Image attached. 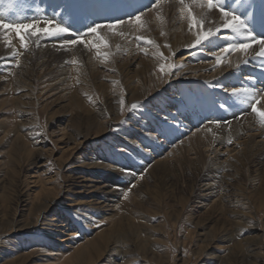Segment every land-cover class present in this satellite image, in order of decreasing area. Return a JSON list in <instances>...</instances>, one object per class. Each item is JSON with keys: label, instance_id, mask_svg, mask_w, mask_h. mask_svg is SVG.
I'll list each match as a JSON object with an SVG mask.
<instances>
[{"label": "rangeland", "instance_id": "1", "mask_svg": "<svg viewBox=\"0 0 264 264\" xmlns=\"http://www.w3.org/2000/svg\"><path fill=\"white\" fill-rule=\"evenodd\" d=\"M41 1L4 0L0 4V18L3 16L6 21L25 23L36 22L38 19L41 27H44L43 22L50 18L56 23L62 22L64 26L66 24V27L70 26V33L87 34L85 44H77L84 46L85 50L97 39L94 34L88 33L89 26L110 23L111 19L115 18L113 14H119V17H116L118 19L130 20L137 12L139 14L145 5L150 4L148 0ZM161 1L163 3L164 0ZM111 2L113 4H110ZM33 6L40 8L36 7V11ZM45 8H48L47 12L44 11ZM255 11L257 12L256 8ZM143 21L145 22V19ZM130 25L133 29L137 26L126 23L120 26L114 35L118 39L122 37L123 41L126 35L121 36L118 33ZM168 28L171 29V24ZM105 30L107 29L100 30L101 35ZM7 34L5 30L0 31L2 41L0 42L4 44L5 49L7 47L6 50L11 49L3 58L0 57V264H64L63 262L73 255V251L66 248L69 244L73 246L76 243H83L85 239L90 240L111 228L118 227L122 214L130 216V222L140 230L141 239L127 237L128 244L123 247L127 246V249L129 247V255L123 258L124 261L113 254L110 258L99 259L90 264H111L115 259L119 260L120 264H246L242 263L241 257L239 260L235 259L233 254L237 253L238 256L247 254L250 252V246L264 236V162L261 166L256 165L257 170L254 166L245 167L238 177L225 176L223 180L214 179L213 174H210L209 178H199L193 171L189 174L181 171L160 177L158 180L142 179L135 186L138 180L133 183L120 180L117 176L115 180H110V184L119 190V197L111 198L110 194L102 208L94 205L101 193L89 191L88 187L93 184L92 180L84 182L78 179L81 174L94 173L92 177H96L102 172L98 169L88 170L84 163L88 157L96 154L97 150L102 152L105 148L119 158L124 157L128 161L132 159L129 150L119 147L124 145L120 137L127 131L126 119L129 115L133 112L145 115L147 113L141 103H136L141 105L138 110L131 109L128 103L129 88L138 81L149 86L151 94L149 97L152 100L157 95L154 94L156 88L159 85L164 87L166 85L168 74L160 70L161 66L182 65L180 59L190 54L191 50H175L170 38L165 48L161 49L159 39L151 40L144 37V40L153 41L152 44H148L144 41L141 43L140 39L136 40L132 36L126 38L127 42L129 43L130 39V43L134 40L139 41V46L144 49H141L142 54L137 56L138 59L136 56L130 57L124 62L127 54H124L125 58L122 56L121 59H117L118 47L105 38L108 47L101 45L97 53L92 51L87 53L80 49L71 54L70 64L68 65L66 61L63 68L58 69L54 66L45 68L44 75L39 74V70L32 73L33 76L22 77L16 70L21 64L22 57L28 52L31 53L30 50H34L31 47L37 43L36 37H26L27 49L21 46L24 51H17L19 38L15 33ZM109 34L113 35L110 32ZM71 37L69 39H72ZM58 38L64 37L39 41ZM8 39L13 43L11 47L6 42ZM152 47L159 49L155 51L151 49ZM13 50L17 51L16 56L20 57L13 56ZM173 52L175 56L172 55ZM205 52L206 50L201 52L204 57ZM211 53L213 52L209 54ZM207 56L208 62L211 61L209 59L212 54ZM106 59L108 61L104 62ZM11 60L14 67H11L13 64ZM176 69L172 70L173 74ZM56 72L57 75H53ZM177 79L181 82L180 76ZM204 88L208 92L203 96L209 98L211 89L209 91L207 86ZM115 96L119 102L124 101L123 105L120 103L119 121H113L108 125L102 137L85 141L78 136L80 127H77L76 117L92 116L97 109H102ZM175 143L169 141L168 146L172 148L165 147L164 153L173 151L177 144ZM130 166L132 164L125 163L121 168L125 174H134L137 177ZM147 172L148 168L138 176L146 177ZM213 181L214 186H209ZM147 187H150L149 191L146 190ZM46 195L56 198L51 204L52 212H58L62 218L61 222H56L54 227L44 231L42 224L27 230L12 228L6 224L15 211L17 220L21 222L34 220L36 216L30 215L33 200L36 196L43 198ZM125 195L127 199L124 198ZM211 200L216 203L215 210H207L205 207ZM67 219L71 221V226L63 229ZM128 229L126 226L125 230ZM61 232L73 233L75 235L73 242L70 243V240L66 242L68 236ZM225 236H229V241H222ZM33 252L37 253L29 260L26 259V256ZM255 253L259 261L254 262H262L263 247L258 248Z\"/></svg>", "mask_w": 264, "mask_h": 264}, {"label": "bare ground", "instance_id": "2", "mask_svg": "<svg viewBox=\"0 0 264 264\" xmlns=\"http://www.w3.org/2000/svg\"><path fill=\"white\" fill-rule=\"evenodd\" d=\"M149 1L151 3V0H148V2ZM110 4L113 3L111 2ZM185 4H191V0H185ZM227 4L229 6L228 10L235 11L238 15H242L245 19L242 17L241 18L247 22L250 28L254 29L255 33L264 34V0H227ZM42 6L43 5H41V7ZM36 7H34L35 10L39 6L37 8ZM181 7L182 6L180 5L179 0H164L163 3L161 1L158 9L145 12L147 15L145 14L146 16H143L142 18V20L145 19V24L143 27L136 26L133 29V27L130 25L122 31L124 35H126V38L134 36L136 40H139V37H145L146 39L151 40L159 39L161 42V49L165 48L166 43L170 38L175 50L187 49L191 51L190 54H187L182 59H180L183 67H178L174 72L175 74L167 75L165 87L164 85H159L156 88L154 94L157 93V95L152 100L149 97L151 96L149 86H146L145 84H142L138 81L132 88H129L128 103L130 105L133 103H141L142 108L147 113L145 115L142 113L133 112L131 115H129L126 119L128 127L127 131L123 133L122 137H120L124 145L119 147H124L129 150L132 159L128 161L124 157L119 158V156L116 154H111L107 151V149L105 150V148H103L102 152L97 150V155L93 154L88 157L87 161H84L85 166L88 167V170L98 169L104 172L99 173L96 175V177H92V174L94 173L88 175L81 174L78 177V179H81L84 182L92 180L91 182L93 184H90L88 187L91 189H89V191H99L101 193L99 194L100 197H98V199H96L94 202V205L98 206L99 208L103 207L102 205L105 203L110 194L112 195L111 198L119 197V190L115 189L110 184V180H115V177H119L120 180H128V182L133 183H135V180H138L137 183L134 184L135 186L138 185L142 179L151 181L158 180L160 177H166L169 174L175 172L181 173V171L185 172L186 174L192 173L193 171L199 178H209V175L213 174L214 179L218 178L223 180L225 176L234 175V178L238 177L239 173H241L242 169L245 167L254 166V168L257 170L256 165L258 164L261 166L263 164L262 162H264V124H262L259 117L251 111V107L249 105L241 103L237 97H232L229 93H226L221 87H219V85H224L225 87L229 88V90L232 87L241 86L252 87L253 89H264V61L259 58H252V52L250 50L248 56L249 62L247 64L241 63L242 59H244L242 53L231 52L227 55V58L223 63L217 65L214 56H211L212 53H209L218 51L219 47L226 46L230 42H236L231 39L233 34L224 30L221 31L218 39L212 38V44L204 42V44L200 47H197V49L196 47H189V45L195 43L198 32L205 31L209 28L215 30V28L219 26L222 21L217 10L209 11L207 9H201L195 5H192V10L196 14L197 19H203L204 28H190V21L187 18L186 13L181 11ZM49 8L51 9V6ZM255 8L257 9V12L255 11ZM63 9L65 10V8ZM26 10L25 12L29 13V11ZM41 10L43 9L41 8ZM46 10H48V8H45L44 11ZM64 10H62V12ZM74 13L76 14L75 10ZM93 14L94 13H92V15ZM118 15L113 14V17L116 18ZM34 17H32V19ZM15 18L17 19L16 16ZM115 18L111 19L110 22L115 20ZM72 19L74 18H71V20ZM117 19L118 18H116V20ZM36 21H38V19ZM169 24H171V29L168 28ZM106 31L107 30L102 33L104 38L109 39L113 42V44H115L114 46L118 47V49H116L118 52L117 59H121L122 56L124 57V54H127L126 58L124 57L125 59H123L125 62L130 57L132 58L136 56V59H138L137 56L140 53L142 54L141 49L144 48L139 46V41L137 42L134 40V42H137L138 44L134 42L130 43L131 39L128 43L126 38L121 41V36V38L118 39L116 35H111ZM71 36L72 35H65L63 36V39H49L48 41L41 40L38 43H35L31 47L32 49L34 48V50H30L32 54L28 52V54H25V56L22 57L21 64L18 66L19 68L16 70V73L18 75H22V77H29L33 76L32 73L35 71L40 70L39 74L44 75L43 70L45 68H53L54 66L58 69L63 68L66 66L64 64L66 61H68L67 64L69 65L71 54H74L76 51H80V49L86 51L87 53H91V51L96 53L99 52L100 47L98 49L93 47V44H100L98 39L92 41L93 43L89 45L90 47L85 50L83 49L84 46L82 47L79 45L77 46V44H67V41L70 40L69 38ZM90 39L92 40V38ZM86 40L89 43L90 40ZM143 41L147 42V40L143 39L141 40V43ZM1 42L0 57L3 58V56L8 54L7 52L11 51V49L9 48V51L6 50L7 47L5 49L3 46L4 44L2 45ZM18 44L19 45H16L18 46L17 51H22L23 46L21 43ZM16 46L14 49H16ZM253 47L255 48L257 46L253 45ZM151 49H155V51H157L159 48L155 47L153 49L152 47ZM203 50H206L205 57L202 56L201 53ZM191 53H194V55ZM207 55L211 56V59H209L211 61L209 62ZM107 61L108 59H106L104 62ZM229 61L231 62L232 66H229ZM11 63H13L12 60ZM60 63L63 64L58 66ZM190 64H194L195 66L192 67ZM11 65V67H14V63ZM236 65H239V68H236ZM57 73L58 72L54 73L53 75H57ZM179 76L181 82L177 79ZM205 86H207L209 91L211 89V95L209 98L203 96L205 92H208L207 89L204 88ZM257 107H259L261 110H264V99H260V103L257 105ZM197 112H199V114H197ZM119 113L120 102L115 96L113 99H110L107 102V105H105L102 109H97L92 116L90 115L86 118L76 117L75 120H77V127H80L78 136H80L85 141L104 136L106 133V127L112 124L113 121H119ZM210 121H219L220 126L218 127L216 123H210ZM228 122H231L230 127H228ZM193 125L194 127H192ZM209 128H211V131L208 130ZM93 130L96 131L94 132ZM229 140H231V143L228 142ZM169 141H175L177 144L175 143L176 145L173 148V151L171 150V152L165 154V147L172 148L168 146ZM122 163H127L130 165L132 164L130 167L137 177H135L132 173V175L125 174L123 171L124 169L122 170L121 168V165H123ZM147 168L148 172L146 173V177L143 176L140 178L138 175L140 173H144V170ZM214 182L215 181H213L209 186H214ZM208 187L207 192H209ZM149 188L147 187L146 190L149 191ZM108 189L112 190L109 191ZM55 199L56 198H53L49 195H46L43 198L41 196H36L30 209V215L36 216L34 220L26 223L21 222V220H17L15 211L12 218L10 217V220L7 221L6 224L12 228L19 227L20 230L37 228L39 224H42L41 226H43V231L54 227L56 222H61L60 220L62 219L60 218V215H58V212H52L53 208L51 204ZM72 206H75V204H72ZM205 207H207V210H215L217 208L215 201L212 200L209 201ZM51 212L52 214H50ZM129 217L130 216L122 214L120 218L121 222L118 227H115L114 229L111 228L106 233L96 237L94 236L95 238L90 240L85 239L83 243H76L73 246L69 244V246L66 248H68V251H73V255L66 259V261L63 263L90 264L99 259L110 258L113 254L116 258L123 260L125 256L129 255V247L128 249L126 248L127 246L123 247L126 245L128 241L127 239L129 237H134L135 240L141 239L139 228L130 222L131 219ZM70 223L71 221L67 219L62 228L66 229L67 227H70ZM126 226L129 228L128 231L125 230ZM61 233L65 236H68V239L65 240L66 242L69 240L70 243L73 242V238L75 237L73 233ZM229 239V236H225L222 238V241H229ZM257 240L258 241H256L255 244L250 246V252L248 251L247 254L239 256L237 253H234L233 257L237 260H239L241 257L242 263L246 264H264V260L262 262H254V260L258 259L256 257L257 253H255L257 249L263 247L264 251V236L258 238ZM34 253L37 252L28 254L26 259L29 260L32 256H34ZM262 259H264V257ZM231 262L234 263L233 261ZM111 264H120V261L115 259Z\"/></svg>", "mask_w": 264, "mask_h": 264}, {"label": "snow or ice", "instance_id": "3", "mask_svg": "<svg viewBox=\"0 0 264 264\" xmlns=\"http://www.w3.org/2000/svg\"><path fill=\"white\" fill-rule=\"evenodd\" d=\"M4 0H0L2 4ZM161 0H151L149 5H145L143 9L139 11V14L134 15L130 20L124 21L121 19L116 20L115 22H110L108 24H99L96 23L93 26H89L88 33L94 34L97 39L100 41V44H93V47L99 48L101 45L108 47V41L101 35V29H107L112 34H117V29L127 24H134L140 27L144 26V21L142 17L145 15L146 11H152L153 9H158ZM181 11L186 13L187 18L190 21V28H204L203 19H197L196 14L192 10V5H195L201 9L217 10L219 12L220 19L222 23L215 28V30L209 28L205 31H200L197 33L195 43L189 45V47L202 46L204 42L212 44V38H219V34L222 30L229 31L233 34L231 39L236 42H230L226 46L219 47L218 51H214L212 55L214 56L217 65L223 63L227 55L231 52H239L243 54L244 59L241 63L247 64L249 52H252V58H259L264 61V34L255 33L254 29L250 28L247 22L241 18L235 11L228 10L229 6L227 0H191V4H185V0H179ZM44 27L40 26V22H11L6 21L0 18V30H5L7 33H15L19 38L21 45L27 49L28 40L26 37H36L37 43L40 39H48L54 37H61L68 34H71L74 38L67 41V44L76 45V44H85L84 33H70V27L64 26L62 23H55L53 19H49L43 22ZM119 35L123 36V32H119ZM138 39L143 40L144 37H139ZM11 40L7 41L9 47H11ZM91 43V42H89ZM148 44H152L153 41L148 40ZM256 45L257 47H253ZM18 53L13 51L12 55L16 56ZM106 55V54H105ZM162 55V54H161ZM173 56L176 54L173 52ZM18 66V65H17ZM229 66L231 62L229 61ZM182 65L176 64H167L162 65L160 70L166 74H173L172 70ZM236 68H239V65H236ZM226 93H229L232 97H237L241 103L247 104L251 107V111L255 113L262 124H264V110H261L257 105L260 103V99H264V89H253L252 87H225L224 85H219ZM121 105L124 104V101H120ZM141 105L133 103L131 105L132 110H138ZM210 123H216L217 126H220L219 121H210ZM231 126V122H228V127ZM211 131V128L208 129ZM231 143V140L228 141ZM142 178V177H141ZM127 199V195L124 196Z\"/></svg>", "mask_w": 264, "mask_h": 264}]
</instances>
